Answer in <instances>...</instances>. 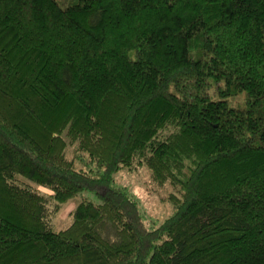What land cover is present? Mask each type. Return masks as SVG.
I'll return each mask as SVG.
<instances>
[{
  "label": "trees",
  "instance_id": "obj_1",
  "mask_svg": "<svg viewBox=\"0 0 264 264\" xmlns=\"http://www.w3.org/2000/svg\"><path fill=\"white\" fill-rule=\"evenodd\" d=\"M0 264H264V0H0Z\"/></svg>",
  "mask_w": 264,
  "mask_h": 264
},
{
  "label": "rangeland",
  "instance_id": "obj_2",
  "mask_svg": "<svg viewBox=\"0 0 264 264\" xmlns=\"http://www.w3.org/2000/svg\"><path fill=\"white\" fill-rule=\"evenodd\" d=\"M237 100H239V98L235 99V101ZM71 154V149L68 147L66 150V157L68 158ZM27 184L29 183L27 182ZM113 184L127 190L138 201L146 228L157 226L164 218L172 213L170 203L166 199L171 188L167 184L161 186L155 184L151 180L149 171L145 166L137 167L131 171L126 169L119 170L118 173L114 175ZM29 185L40 192H48L45 188L37 187L31 183ZM83 199L95 200V196L88 191L81 192L69 199V201L57 212L56 216L52 215L49 217V222L52 224V227H54V230L61 229L68 225L70 222L68 212Z\"/></svg>",
  "mask_w": 264,
  "mask_h": 264
}]
</instances>
